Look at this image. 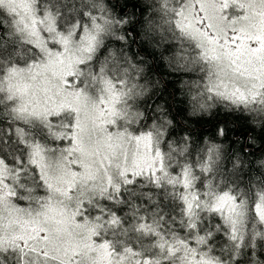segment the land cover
<instances>
[{"label": "snow or ice", "instance_id": "6c2138e0", "mask_svg": "<svg viewBox=\"0 0 264 264\" xmlns=\"http://www.w3.org/2000/svg\"><path fill=\"white\" fill-rule=\"evenodd\" d=\"M0 264H264V0H0Z\"/></svg>", "mask_w": 264, "mask_h": 264}, {"label": "trees", "instance_id": "16d2710c", "mask_svg": "<svg viewBox=\"0 0 264 264\" xmlns=\"http://www.w3.org/2000/svg\"><path fill=\"white\" fill-rule=\"evenodd\" d=\"M161 71H163V69H161Z\"/></svg>", "mask_w": 264, "mask_h": 264}]
</instances>
